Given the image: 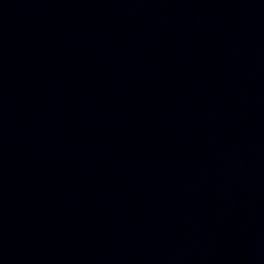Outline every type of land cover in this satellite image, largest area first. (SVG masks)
<instances>
[{
    "label": "water",
    "instance_id": "1",
    "mask_svg": "<svg viewBox=\"0 0 264 264\" xmlns=\"http://www.w3.org/2000/svg\"><path fill=\"white\" fill-rule=\"evenodd\" d=\"M0 264H264V0H0Z\"/></svg>",
    "mask_w": 264,
    "mask_h": 264
}]
</instances>
